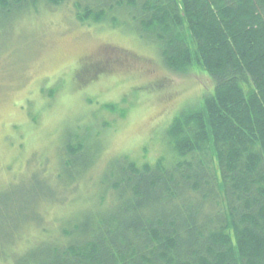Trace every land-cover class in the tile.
I'll list each match as a JSON object with an SVG mask.
<instances>
[{"label":"trees","instance_id":"16d2710c","mask_svg":"<svg viewBox=\"0 0 264 264\" xmlns=\"http://www.w3.org/2000/svg\"><path fill=\"white\" fill-rule=\"evenodd\" d=\"M39 1L0 0V14ZM107 2L108 10L81 6L78 16L115 23L124 9L171 69L204 71L214 89L167 128L171 162L121 156L107 170L105 210L64 219L48 239L7 252L15 229L0 243V263L264 264V0ZM85 142L66 143V171L79 174ZM70 184L77 190L79 179Z\"/></svg>","mask_w":264,"mask_h":264},{"label":"rangeland","instance_id":"374dc122","mask_svg":"<svg viewBox=\"0 0 264 264\" xmlns=\"http://www.w3.org/2000/svg\"><path fill=\"white\" fill-rule=\"evenodd\" d=\"M42 1L0 14V243L20 232L7 252L48 239L64 219L105 210L99 197L121 156L171 162L167 128L214 89L204 71L171 69L124 9L115 23L78 16L81 6L108 10V0ZM82 137L79 174L70 173L66 143Z\"/></svg>","mask_w":264,"mask_h":264}]
</instances>
